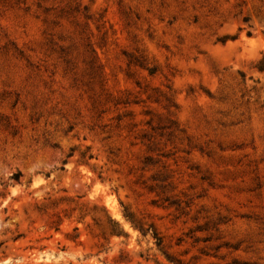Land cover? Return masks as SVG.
I'll return each instance as SVG.
<instances>
[{
	"label": "rangeland",
	"instance_id": "rangeland-1",
	"mask_svg": "<svg viewBox=\"0 0 264 264\" xmlns=\"http://www.w3.org/2000/svg\"><path fill=\"white\" fill-rule=\"evenodd\" d=\"M258 67L264 0H0V264H264Z\"/></svg>",
	"mask_w": 264,
	"mask_h": 264
},
{
	"label": "trees",
	"instance_id": "trees-1",
	"mask_svg": "<svg viewBox=\"0 0 264 264\" xmlns=\"http://www.w3.org/2000/svg\"><path fill=\"white\" fill-rule=\"evenodd\" d=\"M258 69L260 70V71H264V67H258ZM153 72L154 71H151L150 70V73L151 74H153ZM20 174V173H19ZM18 180V179H17ZM127 217L132 221V223L135 225V223H134V221H133V219H132V217L130 216V215H127ZM107 218H108V221L112 224V226L113 227H111V229H110V231H109V235L110 236H115V235H117V236H119V235H121V234H126L122 229H120L121 227H120V225H119V223L118 222H116V221H114L112 218H111V216H109V215H107ZM136 227H138L137 225H135ZM142 230V229H141ZM233 263L235 264V263H237V260L235 259L234 261H233ZM232 263V264H233Z\"/></svg>",
	"mask_w": 264,
	"mask_h": 264
},
{
	"label": "bare ground",
	"instance_id": "bare-ground-1",
	"mask_svg": "<svg viewBox=\"0 0 264 264\" xmlns=\"http://www.w3.org/2000/svg\"><path fill=\"white\" fill-rule=\"evenodd\" d=\"M116 211V210H115ZM116 213V212H115Z\"/></svg>",
	"mask_w": 264,
	"mask_h": 264
}]
</instances>
